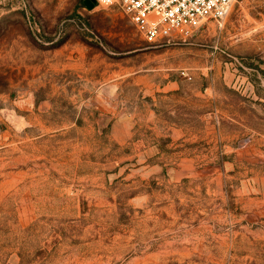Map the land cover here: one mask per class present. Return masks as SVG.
Masks as SVG:
<instances>
[{
  "label": "rangeland",
  "instance_id": "1",
  "mask_svg": "<svg viewBox=\"0 0 264 264\" xmlns=\"http://www.w3.org/2000/svg\"><path fill=\"white\" fill-rule=\"evenodd\" d=\"M0 264H264V0L155 43L0 0Z\"/></svg>",
  "mask_w": 264,
  "mask_h": 264
},
{
  "label": "built area",
  "instance_id": "2",
  "mask_svg": "<svg viewBox=\"0 0 264 264\" xmlns=\"http://www.w3.org/2000/svg\"><path fill=\"white\" fill-rule=\"evenodd\" d=\"M100 6L117 5L148 43L183 35L206 20L223 22L236 0H94Z\"/></svg>",
  "mask_w": 264,
  "mask_h": 264
},
{
  "label": "water",
  "instance_id": "3",
  "mask_svg": "<svg viewBox=\"0 0 264 264\" xmlns=\"http://www.w3.org/2000/svg\"><path fill=\"white\" fill-rule=\"evenodd\" d=\"M84 4L90 9L94 6L95 1L94 0H84Z\"/></svg>",
  "mask_w": 264,
  "mask_h": 264
}]
</instances>
